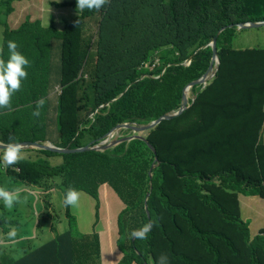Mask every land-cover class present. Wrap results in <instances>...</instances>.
Returning <instances> with one entry per match:
<instances>
[{"label":"trees","instance_id":"trees-1","mask_svg":"<svg viewBox=\"0 0 264 264\" xmlns=\"http://www.w3.org/2000/svg\"><path fill=\"white\" fill-rule=\"evenodd\" d=\"M14 1L0 3L7 56L6 18L14 12ZM76 12L63 31L26 20L15 33L23 35L28 27L37 56L17 48L30 66L10 109L0 112V142L46 143L56 124L60 146L76 148L96 144L119 123H149L178 110L184 86L207 70L213 56L209 44L226 27L217 38L219 69L204 86L191 88L197 97L185 111L143 133L146 140L60 153L62 162L50 157L58 152L32 147L43 154L8 166L9 174H16L10 177L27 188L29 184L41 187L37 190H62L60 205L69 222L71 214L63 204L68 188L97 197L103 181H110L120 195L130 184L138 193L127 210H141L134 214L139 218L135 229L149 223L151 229L146 238L130 243L127 264H264V231L251 235L253 218L250 214L242 218L245 202L237 198L242 187L264 199V48L232 47L238 24L264 21V16L252 17L264 14V0H108L99 11ZM92 17L96 32L90 36L87 23ZM55 50L60 64L56 67ZM94 57V64H84ZM155 59L161 62L155 69L139 68L143 61ZM42 98L40 116L34 117ZM102 104L107 105L99 108ZM119 131L124 136L133 133ZM90 165L99 175L104 176L105 168L109 174L94 189L83 181ZM233 180L238 182L230 184ZM199 188L210 193L204 195ZM258 205L256 201L251 207ZM32 209L39 214L37 223L33 221L40 229L44 216L52 217L49 208ZM30 225L26 222V229L18 233L16 259L2 253L0 264H77L76 256L79 264H99L101 244L96 234L92 240L99 248L93 256L85 248V236L74 238L70 227L50 241L31 245Z\"/></svg>","mask_w":264,"mask_h":264},{"label":"rangeland","instance_id":"rangeland-1","mask_svg":"<svg viewBox=\"0 0 264 264\" xmlns=\"http://www.w3.org/2000/svg\"><path fill=\"white\" fill-rule=\"evenodd\" d=\"M6 1V0H0ZM52 2H56L57 5L52 4ZM12 7L14 8V12L10 14L6 18V23L9 28L8 31V40H13L17 43V45L24 51L26 50V54H31L32 56H37V51L32 47L30 43V33L28 27L24 28L23 35H16L15 33L22 28V24L26 20H30L31 23L35 21H40L41 26L43 28H47L53 25L57 30L63 31L65 29V25L68 21H70L74 16H76V0H16L12 2ZM1 11V9H0ZM264 14H253L252 17L259 18L263 17ZM90 23L88 24L87 31H90V36H93L96 32V25L94 24L96 18H90ZM251 22V21H250ZM262 22V21H261ZM91 23H93L91 25ZM5 25L0 23V47L3 48V52L0 53V59H4L7 61L8 56L4 55V34ZM7 40V41H8ZM7 43V42H6ZM56 44V41H54ZM232 47L237 50L243 49H252V48H264V26L258 28H248L244 30H237L235 32V36L232 40ZM59 54L58 50H55L52 53L53 60L55 61V67L59 64ZM95 54V51L93 55ZM94 60L88 59L84 62V64L90 63L94 64ZM60 65V64H59ZM30 64L25 68V71L29 68ZM82 71L86 72L85 69L82 67ZM55 72V68H54ZM164 74V73H162ZM151 77L159 78L154 75H150ZM144 76H140L142 79ZM91 80V78H90ZM55 77H53V82H55ZM185 88V86H184ZM183 88V89H184ZM50 92L52 90L50 89ZM183 93V90H182ZM187 96L191 99L194 97V91L189 88L186 92ZM55 106V105H54ZM9 108H0V112L6 111ZM57 125L52 124L51 126V133H55ZM120 131L114 136L120 137L124 136L123 134H119ZM147 134V131L144 132V135ZM48 138H52L55 140L52 134H48ZM130 141V140H128ZM127 141V142H128ZM125 142V141H124ZM122 143V142H121ZM60 146V144H59ZM62 147V146H61ZM29 150L31 153L41 152L39 149L30 148L26 149ZM43 154V152H41ZM77 153V151L66 152L65 154H73ZM2 155V152H0ZM55 161H59L60 158L63 157L59 154L51 155L50 156ZM76 169H79V164L75 165ZM73 173V172H72ZM78 179V174L73 173ZM12 177L16 176V174L10 173ZM109 177L108 169H104V176L99 175L96 173V170L93 166H89L83 181L89 189H94L97 185H99L101 179H106ZM208 183L216 182L217 179H206ZM20 180L14 179V183L19 186V188H15L11 190V194L16 197L14 199L12 206L6 207L4 201H1L3 205V209L5 212L4 221L7 223H13V226L8 225H0V229L4 232H8L11 228L14 227V231L18 233H22L26 228L24 225L26 222H30L34 227L37 223L33 221V219H28L31 216V211L29 207L36 209V206L33 204V198L24 197L25 190L24 186H20ZM238 181H231L230 184H234ZM204 184V183H202ZM125 189H122V194L120 195L116 190L113 184L110 181H103L98 189L97 197L91 195L87 191H78L81 193L79 202L76 206H68L69 213L71 214V220L68 221L67 212L63 211L62 208L59 206L55 197L51 195L55 194V191L48 193L47 195L40 196L37 199V204L40 202L41 199H45L48 197V208L49 212L52 217L49 218L44 216L41 220L42 226L38 232V239H34L35 244H41L45 242L44 233H50L52 230L54 234H61L68 230V227L71 228L72 236L77 238V235L85 236L83 240L85 242V248L93 255L97 256V252L95 248L98 247V244L92 240L93 235L96 234L98 240L101 244L100 248V256L97 262L99 264H103L104 261L107 262H115V264H127V260L129 259V253L131 251L130 243H133L137 237L132 236V232L136 226H138L139 222H137V217L134 214L140 213L141 210L129 212L127 210L128 206H133L135 195L138 191L135 188H132L130 184H125ZM240 186H243L241 183ZM200 192L204 195L209 194L210 190L208 188H199ZM58 191V188H55ZM246 189L239 187V191L237 194V198L239 199L240 203L244 200H250L254 198L252 195L245 193ZM46 193L45 191H42ZM62 190L59 189L57 193V197L62 195ZM28 195V194H27ZM64 199V198H63ZM259 200V198H256ZM260 205L255 208H252L251 205L246 203L244 207L241 205V216L243 219L247 218L249 214L252 218H258L257 220H252L250 224L251 235L256 237L258 235L263 234L264 231V201H257ZM107 207H109V212L111 214H115L116 217L114 219H109L106 216ZM120 209V210H119ZM47 209H45V212ZM118 211V213H117ZM120 212V213H119ZM42 214V213H41ZM40 214V215H41ZM108 222L109 225H108ZM19 225L20 227H17ZM109 229L110 233L115 234V243L113 244V251L107 252L109 247L111 246V242L109 241L111 235H106V239L103 237L105 236V230ZM0 230V233H1ZM82 237L79 238L82 240ZM15 253V251L11 252V255ZM75 261L79 264V257H75ZM230 258H226L225 262L229 261ZM131 264H139L136 261H133Z\"/></svg>","mask_w":264,"mask_h":264},{"label":"clouds","instance_id":"clouds-1","mask_svg":"<svg viewBox=\"0 0 264 264\" xmlns=\"http://www.w3.org/2000/svg\"><path fill=\"white\" fill-rule=\"evenodd\" d=\"M107 2L108 0H76V9H79V11L81 12H83L85 9L89 11L92 10L99 11L100 8ZM17 48L18 45L15 41L8 40L7 41V49L9 52L8 59L7 61H5L4 59H0V108L10 107V102L13 94L20 90L21 80L26 79L28 75V73L25 71V68L29 65V61L23 54L17 51ZM2 52H3V48L0 47V53ZM149 61L153 62L154 60H149ZM142 63L139 66L141 70H145V69L153 70L157 66H159L161 62L152 69L150 67H142ZM142 75L146 76L147 74L144 73ZM191 100H194V97H192L190 101ZM44 104H45V100L43 98L37 101L36 110L32 113L34 117L40 116V109L44 106ZM0 152H2V155H0V163H2L4 167L14 165L18 163L20 160L24 159L23 145L18 143H8L5 145L2 142H0ZM150 175L152 174L150 173ZM30 190L34 191L33 189ZM80 195L81 193L75 190L74 188H68L65 192L63 204L66 207L76 206L79 202ZM14 199H16L15 196H13L11 193L6 191L4 188L0 187V204L1 201L3 200L5 206L10 208L12 206ZM146 199H148L147 196ZM4 218L5 217H3L2 219ZM0 222L3 225H8V223L4 220L1 221L0 219ZM150 229H151V223L146 224L141 229L134 230L132 232V236L140 239H144L146 238L147 233L150 231ZM6 236L8 238L16 237L18 236V232L14 231V227H13L8 232H6ZM162 258L164 257H161L160 260Z\"/></svg>","mask_w":264,"mask_h":264},{"label":"water","instance_id":"water-1","mask_svg":"<svg viewBox=\"0 0 264 264\" xmlns=\"http://www.w3.org/2000/svg\"><path fill=\"white\" fill-rule=\"evenodd\" d=\"M262 26H264V21L240 23L235 28H237L238 30H244V29H248V28H258V27H262ZM233 27H234V25H229V28H233ZM225 28H223L218 33V35L212 40V42L209 44L213 48V56H212L211 62L209 64V67L207 68V70L198 79L190 81L185 86V88L183 89L181 105L178 108V110H173V111H170L168 113H165L162 116L158 117L157 119H155L149 123H144V124L131 123V122L119 123L114 128H112L104 137L100 138L96 142V144L95 143H89V144H86V145L81 146V147L70 148L69 146L61 147V146L52 144L50 142L44 143L42 141L24 140V141H19L16 143L23 145V148L30 149L32 147H36V148L48 149V150L55 151L58 153H66V152H72V151L81 152V151H88V150H105V149L113 147V146H115L121 142L132 140L135 138H141V139L146 140V137L143 135V133L145 131H148V130L154 128L156 125H158L164 119H171V118L181 114L183 111H185L189 107V103L193 102L195 100V98L197 97V94L194 95V100H191V101H190V98L187 96L186 92L189 88H192L193 86L200 85V84L202 86H204L209 80H211L216 75L217 70L219 69V63H220V59L217 55V46H216L217 45V38H218L219 34ZM190 62H191V58L188 59V63H190ZM142 76H145V75H142ZM107 104H109V103H107ZM107 104H102L99 108L104 107ZM98 109H96L94 113H96ZM121 129H130V130H132L133 133L125 135V136H120V137L118 136V137L114 138V136L117 134V132ZM153 150L156 153L155 148H153ZM153 167H154V165L152 166V168ZM150 173H151V170H150ZM150 176H152V175H150ZM148 196H149V194L147 195V197ZM146 208H147V206H146Z\"/></svg>","mask_w":264,"mask_h":264},{"label":"crops","instance_id":"crops-1","mask_svg":"<svg viewBox=\"0 0 264 264\" xmlns=\"http://www.w3.org/2000/svg\"><path fill=\"white\" fill-rule=\"evenodd\" d=\"M50 134L53 135L55 140H53L52 138H48V140L46 142H50L52 144H55V145L59 146L60 137H59V134H58L57 127L55 129V133H51L50 132ZM26 149H28V148H23L24 158H31L32 156H34L35 153H31L29 150H26ZM36 154L39 155L38 152H36ZM62 160H63L62 158L59 159V161H61V162H62ZM6 168L7 167H4L3 164L0 163V187L4 188L6 191L11 193V190H13L15 188H19V186H17L14 183V179L12 177H10L11 175L9 174V172H8V170ZM20 186L26 187L23 182H20ZM27 186L30 187V188H24V190H25L24 197L33 198V204H35V202H37V199H39L41 195H44V194L47 195L48 193L52 192V190H53V191H55V194L51 195V196L56 198L59 206L61 207L60 203H61L62 195L57 197V193H58L59 190L57 191V190H55V188H51L49 190H42V191L46 192V193H43V192H41V190H37V188H41L39 186H32V185H29V184H27ZM31 187H34V188H31ZM30 189H33L34 191H31ZM33 195H35L37 198L35 196H33ZM49 196L45 197V199H41L40 202H38L37 205H40L41 209L45 210L46 206L49 207L48 206V204H49L48 197ZM256 201H264V199L257 200L256 198H252V200H249V201L248 200H244L245 204L248 203L249 205H252V204L254 205V203H256ZM106 209H107L106 216L109 219H114L116 217V215L115 214H111L109 212V207H107ZM29 210L31 211V216L28 217V219H31V218L32 219H38L39 218V214L33 212L32 207L31 208L29 207ZM117 213H118V211H117ZM5 215L6 214L4 212L3 205L0 204V219L5 217ZM257 219L258 218H253V221L257 220ZM109 223L110 222H108V225H109ZM0 225H3V224L0 222ZM13 225H14L13 223H8V226H13ZM38 232H39V229H37L36 226H34V227L32 225L29 226V229H28V234L30 235L29 238L33 239V240H31V245L35 244L34 243V239L38 238ZM106 235H111V237L109 239V241L111 242V246L109 247L107 252H112L113 251V244L115 243V238H114L115 234H114V232L110 233L109 229L107 228L105 230V236L103 237L104 239H106ZM56 236H57V234H54L52 230L50 231L49 234L48 233H44L45 242L52 240ZM19 241H20L19 236L8 238L6 236V232L1 230V233H0V257H2V253H5L7 256L16 259V255H17V252H18L16 250V248H18ZM45 242H43V243H45ZM43 243H41V244H43ZM12 251H15V253H13L11 255ZM103 264H115V262L104 261Z\"/></svg>","mask_w":264,"mask_h":264},{"label":"built area","instance_id":"built-area-1","mask_svg":"<svg viewBox=\"0 0 264 264\" xmlns=\"http://www.w3.org/2000/svg\"><path fill=\"white\" fill-rule=\"evenodd\" d=\"M160 62L158 59H155L153 62L145 61L142 63V67H150L151 69L158 65Z\"/></svg>","mask_w":264,"mask_h":264}]
</instances>
